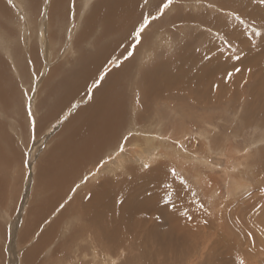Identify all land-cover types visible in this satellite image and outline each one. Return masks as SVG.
Instances as JSON below:
<instances>
[{
	"label": "bare ground",
	"instance_id": "6f19581e",
	"mask_svg": "<svg viewBox=\"0 0 264 264\" xmlns=\"http://www.w3.org/2000/svg\"><path fill=\"white\" fill-rule=\"evenodd\" d=\"M66 1L68 0H49L48 4H45L49 21L46 28L43 24V27L40 26L37 30H31V24L30 28L26 25V27L23 26L21 29V35L24 37L22 38V42H24L26 37H29L31 45L34 43L32 48L28 44L26 46L29 53V55H26V60L31 64L34 65L37 53L36 49H34L35 42L32 41L30 35L34 37V33L36 34L38 38L36 44L39 43V50H45L46 41L44 40L46 37L48 40L51 39V42H53L52 40L58 41L59 39L56 40V37L62 34L61 31H66L67 13H69V10L67 11L69 6L67 7ZM91 1L92 0H85V7L90 6ZM39 2L40 0H37V4L35 3L34 5H39ZM218 2H220V6L217 5L218 10L221 8L223 9L226 3L225 7L235 11V8L230 6L228 0H226V2L224 0L222 2L219 0ZM144 5L145 0L93 1L90 6L89 14L88 16L86 15L87 17L84 19V28L77 35L76 40V44H79L80 41H92V48H84L77 62L70 66L69 69L62 71L60 66H56L49 74V83H47L49 87H51V89H49L51 92L50 96H54L55 98L54 108L63 107L77 99L79 95L83 96L84 90L89 88L96 78L99 77L103 70L102 67L109 57L116 55H118L117 59L120 57L124 59L126 57L124 61H122L123 64L118 69H113L105 73L99 88L93 92V100L89 104L79 108L62 129H60V132L57 131L60 133L57 135L59 138L55 141L53 146L50 145L52 150L47 157L45 156L47 158L45 166L42 165L43 167L38 170L36 175L35 198L32 207L30 209L29 207L31 205L27 207L29 209L28 217L22 227L23 229L19 230L21 234H19L18 243H20V241L27 243L30 239V235L36 231V229L44 225L43 222L46 218L59 210L58 206L70 195V192L75 186V181L80 179L79 176L87 169L89 163L96 161L101 154L106 151H115V148L119 145L117 141L122 137L121 134L123 131L125 129L131 130L134 124L146 119V113L150 112V103H159L161 100L166 103V101L175 97L176 101L190 99L194 105L207 108L210 107V105L212 107L218 106L221 102L219 100L225 99V97L229 99L233 97L237 98L238 93L234 91L226 92L229 84H227L228 78L232 82L230 84L237 82L235 81L237 75H228L229 71L227 70L229 68L235 69V66L240 63L244 64L245 61L253 67H250L252 69V71L249 69L250 72H248L249 70L243 71L245 75L241 72L242 76H244L245 79L251 76L250 78L252 80L254 78L250 74L255 70V78L263 81H260V85L264 90V38H260L257 44L255 42L253 43V41L248 38L242 30L237 28V26L230 23H221V20L217 21L218 18H213L212 22L208 23L211 31L223 35L225 38H229L234 44L242 45L243 48H241L240 51L244 57L240 58L238 55L234 56L227 54L223 48L212 39H209L207 36L195 37L192 32L185 33L188 35H185L184 42H182L183 38L180 39L179 44H173L171 41L173 39L172 35H168V37H170L169 41L164 40V38L160 37L162 34H155V29L152 33L159 39L158 42L155 40L159 45L157 44L156 46L152 43L151 36L147 35V33L140 35L137 41L136 38H133V34L136 24L143 15ZM8 7L6 0H0V17L4 18L3 13L7 12ZM75 9H77V6L74 10ZM260 12L259 8L257 12L256 10L244 9L242 7H239L238 10L239 14L253 21L263 20V17H260L263 16ZM71 14L73 16L74 13ZM191 17L192 16L188 14L185 17L177 15L173 18L179 22H189L192 21ZM203 17L196 20L202 21ZM170 20L171 18L168 19V22H171ZM75 22L76 20H74V24ZM54 24L56 26H54ZM56 28H59V30H55ZM97 29L100 34L96 35L93 32ZM172 29L173 28L170 30ZM2 30L0 29V48L7 49V52L10 54V51H13V49H11L12 47L10 48L9 45L10 40L7 37H3ZM72 33L73 31H71V34ZM63 34L65 33L63 32ZM166 34L169 33L167 32ZM89 36L94 37L90 38ZM180 36L182 37V35ZM68 38L71 44L70 49H72L73 38ZM193 41H197L198 44L195 45ZM142 47L144 49L146 48L143 53L141 52ZM164 47L165 51L163 49V51L160 52V49ZM170 48H175L176 50L170 53ZM157 49L159 50L156 51ZM48 50V47H46V51ZM48 52L51 53L50 51ZM147 52L154 53L149 55L146 59ZM210 54L211 56L209 57ZM10 56L12 57L13 55ZM19 56L20 55H18V57ZM140 58H142L141 61L145 60V62H143L144 64L146 61L153 62V64L150 67L143 66L142 62H140ZM14 60L16 59L12 57V63L15 68L16 64ZM245 65H247L246 62ZM26 70H28V68ZM7 71V64L0 59V105H2L6 111L12 108V104L17 102L18 96L17 90H14L10 81L13 80V77L8 75L9 73ZM233 72L235 73V71ZM245 72L248 73L246 74ZM240 79H242L241 76ZM7 82L9 83L10 90L3 87V83ZM240 83L242 84V81H240ZM129 86L134 90L130 95ZM232 86L235 87V85ZM254 87L255 85H253L252 89ZM252 89L250 91L251 99L254 98ZM136 93H138V97L133 96V94L136 95ZM128 98L132 106L131 110H129L126 105ZM47 99H44L42 103L48 104L49 99ZM54 108H51V110L49 108L51 112L46 113L47 115H45V117L50 119L53 116L52 112H56V108ZM136 108L139 110V112L137 111L138 113H135ZM253 113L255 114L253 108H247L246 112L244 110L246 117ZM261 121L262 124H264V115H261ZM5 126L3 120L0 119V215L3 214V212L5 213V211L2 212L3 204L7 206V200L12 202L9 198H13L14 200L19 197L18 179L17 184L15 182L12 187H9L8 181L10 176L7 174L9 166L14 164L19 154L15 149L16 146L14 147L15 141L13 142V139L5 130ZM208 129L210 131V128ZM153 131L154 132L151 134H146L147 138L145 141L141 140L140 147H137L139 143L135 144V142L136 148L133 149L132 152L122 153L119 151L115 156L116 160L112 167H107V170L104 169L103 172L101 171L100 173L102 174L98 179L90 180L83 191L80 193H78V191L77 193H73L69 201L67 200L68 202L65 207H63L65 208L64 211L62 210L63 208L59 210L57 217L55 216L56 218H54V222L42 231L40 241H37L34 246L30 248L28 246L27 248L29 249L23 252L24 262L26 264H32V261L37 259L42 248L41 244L46 245L51 238L56 237L54 231L58 230V225L71 215H75L82 220V225H80L79 228L84 229V231L80 234L85 233L83 235H92L93 237L91 236V238H94L102 245L100 248L108 252L110 249H120L121 251L128 252V256L124 259L123 264L177 263L179 260L184 259L186 250L191 251V249H193V246L197 243V240H199L198 236L201 231L208 234L210 232L212 233V231L215 232L213 223L211 224L213 221L211 212L199 201L193 200L191 196L185 192L184 188L179 187L180 185L173 179L165 165L157 162L156 165L147 168V164L150 165L153 161H156L157 155H160L157 154L154 142L170 138L168 133H165V136L157 134V132H159L157 128ZM124 135L123 133V136ZM126 140H128V138H126ZM258 141L264 145V133L260 135ZM213 148L214 147H212V149ZM160 149L161 148H159V151ZM260 149L263 148L260 147ZM118 150L119 149H117V151ZM125 150L123 152H125ZM180 152L186 155L183 150ZM164 153L165 151H162L161 155ZM234 153L235 151L233 150V154ZM233 154L227 155L225 153V157L228 161L221 156H212L208 159V163L211 165L210 169L221 168L222 171L229 176L232 173L229 170V167H232L229 162L232 160V163L236 165V163L233 162L236 158ZM183 155H181L179 159L180 162L191 159L189 157L190 155H186L187 157ZM238 157L239 156H237V159ZM126 161L129 164L126 163ZM136 161L140 163H136ZM121 167H124L123 171L120 170ZM105 171H107V173H104ZM203 175L204 174L200 172V176L203 177ZM246 186V184L239 183L235 190L242 191ZM22 195L23 194H21V196ZM249 208L250 204L245 205L243 211L238 213L245 214V211ZM7 209H9V207ZM249 212L255 214L252 209ZM257 217L259 218V216ZM241 218L240 224L242 225L243 222L247 224L246 228L245 225L243 226L245 229L244 232L242 231L243 233L239 234L242 243L248 240L251 244L262 245V247H264V241H262V243L259 241L260 237H250L252 230L254 231L248 224L249 222L251 224L250 219H245V217ZM252 222L256 226L257 223H259L256 218L255 221L252 220ZM1 223L5 225L4 228L6 229V222L2 220ZM222 226L227 236L224 235L222 231L219 234H214L217 238L214 239L213 236L212 238L206 236L205 241H202L203 245L205 244V249L207 248L206 251L208 255H210L209 252H211L214 246H219L225 249V255L221 258L231 259L225 260L224 264H244L243 261L245 260L241 259V256L237 254L236 251L238 241L236 243H231L235 239L232 236L230 237L229 231L226 230L228 222L222 223ZM1 227L3 228L2 225ZM80 234L78 233L77 235ZM71 237L74 238L73 235ZM3 238H6V236L3 237V233L0 231V242H2V244L4 242ZM2 250L3 248L0 247V258H4ZM75 251H77V249ZM68 252L73 253V251ZM78 253L79 252H77V254ZM67 255L66 253V257H69V255ZM77 256L81 258L82 255ZM245 264H252V259L247 260Z\"/></svg>",
	"mask_w": 264,
	"mask_h": 264
},
{
	"label": "rangeland",
	"instance_id": "374dc122",
	"mask_svg": "<svg viewBox=\"0 0 264 264\" xmlns=\"http://www.w3.org/2000/svg\"><path fill=\"white\" fill-rule=\"evenodd\" d=\"M48 1L49 0H40V4L36 6L34 4H37V0L36 2L35 0H6L9 7L7 8V12L3 13L4 18L0 17V29H3V37H7L10 40L9 45L10 48L12 47L11 49H13V53L10 51L9 54L7 49L0 48V59L7 64L8 75L13 77V80L10 81L14 90H17L18 92L17 104H12V108L6 111L2 105H0V119L5 123V130L13 139V142L15 141L14 147L16 146L15 149L19 154L17 160L14 164L9 166V170L7 171V174L10 176L8 181L9 187H12L15 182L17 184L18 179L19 197L14 200L13 198H9V200H12V202L7 200L9 206L3 204L2 207V212L5 211V213L3 212V214L0 215V231H2L3 237L6 236V238H3V244L0 242V247L3 248L2 252L4 255V258H0V264H26L24 262L23 252L34 246L37 241H40L42 231L54 222V218L57 217L59 210L65 207L73 193H77V191L80 193L83 191L84 187H86V184H88L90 180L98 179L102 174L100 173L101 171L103 172L107 167L110 168L113 166L116 160L115 156L119 151L122 153L132 152V150L136 148L135 144L139 143L137 145L138 147L142 141L146 140V134L153 133L155 128L159 131L157 134L165 136V133H168L170 138L155 142L152 141L154 142V146H156L155 149L157 154L160 155H157L156 161H153L150 165L147 164V168L156 165L157 162L165 165L173 179L180 185L179 187L184 188L185 192L189 194L193 200L199 201L208 211L211 212L213 217L211 224L213 223V229L215 230V232L212 231V233L210 232L209 234L201 231L198 236L199 240H197L193 249H191V251L186 250L184 259L179 260L180 262L178 261L174 264H224L225 260H231L230 258H221L225 255V249L219 246H214L211 252H209L210 255H208V252L206 251L207 248L205 249V244L203 245L202 243V241H205L206 236H210V238L213 236L214 239L217 238L214 234L221 233L223 231L222 223L226 222H228L226 230L229 231L230 237L232 236L235 239L231 243H236L238 241L236 251L237 254L241 256V259L245 260L243 263L245 264L247 260L252 259V264H264V247H262V245L251 244L248 240L242 243L239 237V234L243 233L245 230L243 226L245 225V228L247 226L244 222L242 225L240 224L241 217H245V219H250L251 224L247 220L249 222L248 224L254 229V231L252 230L250 237H260V243L264 241V145L258 141L260 135L264 133V124H262L261 121V115H264V90L260 85L263 81L255 78V70L253 71L254 73L252 72L250 74L254 78L252 80L250 78L251 76H246L248 80L242 76V73L245 75L243 71H248L249 69L252 71L250 67L253 66H250L247 61H245L247 65H245L244 62V64L240 63L235 66V69L229 68L227 70L229 71L228 75H237V77H235V81L237 82L230 84L232 82L228 78L227 84H229L226 92L234 91L235 93H238L237 98L233 97L232 99H229L225 97V99L223 98L219 100L221 102L218 106L212 107L210 105V107L207 108H201L199 105H194L190 99L176 101L175 97L166 101V103L163 100L159 101V103H150V112L146 113V119L134 124V127L131 130L125 129L123 131L125 135L123 136V133L121 134L122 137L118 139L117 142L119 145H117L115 151H106L101 154L96 161L89 163V167L87 166V169H85L79 176L80 179L75 181V186L69 195L70 197L68 196L65 198V200H63L64 202L62 201L58 206L59 210L46 218L43 222L44 225H42L41 228L36 229V231L30 235V239L27 243H23L22 241L18 243L20 237L19 234H21L19 230L23 229L22 227L28 217V210L32 207L35 198L36 175L38 170L43 167L42 165L45 166V162L47 161L46 157L52 150L51 146H53L55 141L59 138L57 135L60 134V129H62L66 122H68L79 108L89 104L93 100V92L99 88L105 73L113 69H118L123 64L122 61L126 58L123 59L120 57L117 59L118 55L109 57L105 65L102 67L103 70L99 77L96 78L89 88H85L86 90H84L83 96L79 95L77 99L64 105V108L61 106L57 107L58 109L55 107V109V98L54 96H50L51 92L49 89H51V87H49L48 84L49 74L56 66H60L62 71L69 69L70 66L77 62L81 52L84 51V48H92V41H80L79 44H76V40L77 35L84 28V19L89 14L90 6L93 1L96 0H92L88 7H85V0L66 1L67 7L69 6L67 9V11L69 10V13H67L66 31H61L62 34H59L57 36L58 38L56 37V40L59 39L58 41L52 40L53 42H51V39L48 40L47 37L44 40L46 41L45 46L48 47V51L51 53L46 51V47L44 48L45 50H39V43L36 44L38 42L36 34L34 33L33 35L35 38L30 35L32 41L35 42L34 49H36L37 53L35 56L36 61H34L36 64L34 63L33 65L26 60V55H29L26 46L28 44L32 48L34 43L31 45L29 37H26L24 42H22V38L24 37L21 35V29L23 26L26 27V25L30 28L31 24V30H37L40 26L43 27V24L46 28V25L49 22L46 8ZM218 1L219 0H171V3L169 4L168 0H145L143 15L140 17V21L136 24L133 38H135V32L139 31L141 23H143L144 19H147L149 22L141 35L147 33V35L151 36L152 43L156 46L159 39H157L154 33H152L154 29L155 34H162L160 37L164 38L166 41H169L170 37H168V35H172L173 39L171 41L173 44H179V40L182 38V42H184L185 35H188L185 33L192 32L195 37L207 36L209 39H212L215 43L221 46L227 54L234 56L238 55L240 58L244 57L240 51L241 48H243L242 45L234 44L229 38L226 37V40L223 35H219L215 32L213 33L208 23L212 22L213 18H218L217 21L221 20V23L233 24L242 30L247 37L253 41V43L255 42L257 44L260 38H264V0H228L230 6L235 8V11L225 7L226 3L224 4L225 6L223 5L224 10L221 7V9L218 10L217 5L220 6V2ZM220 1L222 2L223 0ZM224 1L226 2V0ZM165 4H168V6L164 7ZM76 6L77 9L74 10ZM239 7L253 9L254 11L256 10V12L259 8L261 15H263L260 17H263V20L253 21L246 16H242L238 13ZM71 13H74L73 16ZM188 14L192 16V21L179 22L173 18L177 15L185 17ZM200 17H203L202 21L196 20ZM169 18H171L170 21L172 23L168 22ZM74 20H76L75 24ZM54 26L56 25L54 24ZM171 28L173 29L170 30ZM55 30L58 31L59 28H56ZM70 30L73 31L72 34ZM63 32L65 34H63ZM167 32L169 34H166ZM93 33L96 35L100 34L98 29ZM180 35H182V37ZM68 37L73 38L72 49H70L71 44L68 41ZM89 37L92 38L94 36ZM196 42L197 41H193L195 45L198 44V42ZM163 49L165 51L164 47L160 49V52L163 51ZM145 50L146 48L144 49L142 47L141 52L143 53ZM158 50L159 49L156 51ZM175 50V48H170L169 52L171 53ZM153 53L147 52L145 58L147 59L149 55ZM10 55H13L12 57L16 59L14 60V63L16 64L15 68ZM18 55L20 56L18 57ZM210 56L211 54L209 57ZM141 60L142 58H140V62H142L143 66L150 67L153 64V62L148 61L144 64L143 62H145V60ZM27 68L28 70H26ZM250 70L248 72H250ZM233 71H235V73ZM248 72L245 73L247 74ZM240 76L244 79H240ZM239 80L242 81V84ZM232 85H235L236 88ZM253 85H255L253 88L254 91L252 89ZM3 87L10 90L8 82L3 83ZM128 89L130 95L134 90L131 89V86H129ZM251 89L254 94L253 99L250 98ZM133 96L138 97V93H136V95L133 94ZM44 99L48 100V104L42 103ZM126 105L129 110H131L132 106L129 98L126 101ZM49 108L50 110L51 108L56 110V112H52L53 116L50 119L45 117V115H47L46 113L51 112ZM247 108H253L255 114L253 113L246 117L244 110L246 112ZM137 111L139 112L136 108L135 113ZM208 128H210V131ZM128 132L130 136L128 135ZM126 138H128V140H126ZM212 147L214 148L212 149ZM230 147L234 148L231 149ZM260 147L263 149H260ZM159 148H161L160 151ZM117 149L119 150L117 151ZM124 150L125 152H123ZM181 150H183L187 156L190 155L189 157L191 159H186L185 161L180 162L179 159L181 155H183L180 152ZM233 150L235 151L234 154ZM162 151H165V153L161 155ZM225 153L227 155L232 153L236 157L235 160H233L236 165L232 163V160L229 162L232 166L229 167V170L232 172L229 176L226 175L221 168L211 170V165L208 163V159L212 156H221L226 159ZM186 155L183 156L187 157ZM237 156H239V160L237 159ZM126 163L128 162L126 161ZM136 163L140 162L136 161ZM123 168L121 167L120 170L123 171ZM200 172L204 174L203 177L200 176ZM104 173H107V171ZM239 183L246 184L247 186L242 189V191H237L235 189ZM21 194L23 195L21 196ZM248 204H250V208L245 211V214L238 213L243 211L245 205ZM8 207L9 209H7ZM27 207H29V209ZM64 209L65 208L62 210L64 211ZM251 209L255 214L249 212ZM257 216H259V218ZM255 218L259 222L257 223V226L252 222V220L255 221ZM2 220L7 224L6 229L4 228L5 225L1 223ZM81 221L82 220L75 215H71L68 219L62 221L63 223L61 222L57 227L58 230L54 231L56 237L51 238L46 245L41 244L42 251L40 250L37 259L32 261V264H123L124 259L128 256V252L121 251L120 249H110L108 252L100 248L102 245H100L94 238H91L92 235H83L85 233L80 234L84 231V229L79 228V226L82 225ZM78 233L80 235H77ZM223 233L227 236L225 231H223ZM72 235L75 239L71 237ZM75 242L79 243L77 244ZM28 246L29 248H27ZM76 249L77 251H75ZM68 251H73V253ZM77 252L80 254H77ZM66 253L69 257H66ZM77 255L82 256L80 258Z\"/></svg>",
	"mask_w": 264,
	"mask_h": 264
},
{
	"label": "snow or ice",
	"instance_id": "6c2138e0",
	"mask_svg": "<svg viewBox=\"0 0 264 264\" xmlns=\"http://www.w3.org/2000/svg\"><path fill=\"white\" fill-rule=\"evenodd\" d=\"M168 3L170 4L171 3V0H168ZM167 6H168V4H165L164 5V7H167ZM148 22L149 21L147 19H144L143 23H141V25H140L139 31H136L135 32V38H136L137 41L139 40L140 35L144 31V29L147 26Z\"/></svg>",
	"mask_w": 264,
	"mask_h": 264
}]
</instances>
